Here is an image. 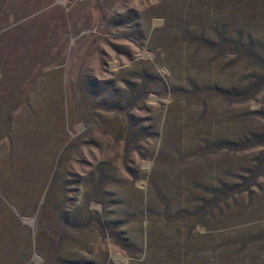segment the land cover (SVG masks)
Returning a JSON list of instances; mask_svg holds the SVG:
<instances>
[{"label":"rangeland","instance_id":"1","mask_svg":"<svg viewBox=\"0 0 264 264\" xmlns=\"http://www.w3.org/2000/svg\"><path fill=\"white\" fill-rule=\"evenodd\" d=\"M0 264H264V0H0Z\"/></svg>","mask_w":264,"mask_h":264}]
</instances>
